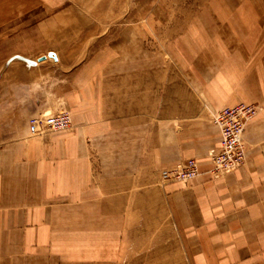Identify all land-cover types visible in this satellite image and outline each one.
<instances>
[{
  "label": "rangeland",
  "instance_id": "1",
  "mask_svg": "<svg viewBox=\"0 0 264 264\" xmlns=\"http://www.w3.org/2000/svg\"><path fill=\"white\" fill-rule=\"evenodd\" d=\"M0 7V149L23 132L25 140H40L41 148L54 134H74L72 124L65 131L31 135L27 124L32 118L62 112L72 119L74 112L66 100L74 92L75 72H82L84 97L91 94L92 82L99 91L104 87L101 92L110 89L108 93L114 95L145 81L148 93L162 94L164 109L167 101L178 100L180 138L189 134L185 124L193 132L211 125L212 114L222 109L212 106V101L222 90L227 105L234 101L254 107L250 121L264 112V0H0ZM42 57L46 59L39 62ZM41 105L49 109L41 110ZM33 106L37 113L30 117ZM158 112L147 110L148 154L131 162L146 165V178H156L161 185V171L189 159L167 167L150 150L155 131H161L156 126ZM245 131L246 126V158ZM81 136L82 165L95 184L102 160L90 136ZM206 157L211 172L208 152ZM236 170L217 177L211 174L218 179ZM9 178L0 168V188ZM139 178L135 175L131 185V208H126L130 216L116 215L114 222L100 219L97 224L87 219L82 233L74 214L67 216V222H57V217L48 220L46 241L53 250L49 263L189 264L181 247L175 246L177 231L165 200L161 203L157 198L156 206L155 196L150 195L147 207L139 204ZM156 210L163 217L156 216ZM8 245L0 238V251Z\"/></svg>",
  "mask_w": 264,
  "mask_h": 264
},
{
  "label": "crops",
  "instance_id": "2",
  "mask_svg": "<svg viewBox=\"0 0 264 264\" xmlns=\"http://www.w3.org/2000/svg\"><path fill=\"white\" fill-rule=\"evenodd\" d=\"M72 79L74 92L66 105L74 112V134H54L41 148L40 140H25L23 132L10 146L0 149L1 174L11 176L8 182L3 180L0 188V238L10 243L0 251V264H50L48 256L53 250L50 243L47 245L45 223L53 217L57 222H67V216L74 214L77 230L82 233V223L87 219L97 224L100 219L114 222L116 215L130 216L126 208H131L135 175L140 177L139 204L147 207L150 195L155 196L156 206L157 198L161 203L165 200L177 231L175 246L181 247L189 264H264L263 111L246 125L247 151L242 167L213 179L206 156L210 149L218 147L219 135L212 124L195 132L185 124L189 134L180 138L178 100L167 101L169 106L164 109L162 94L148 93L145 81L114 95L108 93L110 89L101 92L104 87L99 91L92 82L91 94L84 97L82 72H75ZM175 93L178 95V89ZM151 95H155L153 99ZM226 103L222 90L212 106L238 105L234 101ZM88 104L90 107L84 108ZM40 109L49 108L41 105ZM148 109L159 111L156 126L161 131H155L154 145L150 147L154 156L167 167L185 159L197 160L200 174L189 186L163 181L160 185L158 179L146 178V165L131 162L148 154ZM83 110L89 113L83 114ZM29 111L30 117L37 113L34 106ZM84 133L90 136L102 160L95 184L82 165L85 154L80 138ZM131 133L136 137L133 148ZM38 148L45 152L36 153ZM10 191L14 193L6 194ZM156 216L163 217V213L156 210Z\"/></svg>",
  "mask_w": 264,
  "mask_h": 264
},
{
  "label": "built area",
  "instance_id": "3",
  "mask_svg": "<svg viewBox=\"0 0 264 264\" xmlns=\"http://www.w3.org/2000/svg\"><path fill=\"white\" fill-rule=\"evenodd\" d=\"M254 115V107L246 104L222 108L212 114L211 124L218 132L219 145L208 151V158L215 177L230 173L242 165L245 158L244 130ZM70 125V116L62 112L43 118H32L28 132L31 135H37L43 130L61 132L69 129ZM199 174L197 162L189 159L174 168L161 171L160 178L163 182L187 184L194 181Z\"/></svg>",
  "mask_w": 264,
  "mask_h": 264
},
{
  "label": "water",
  "instance_id": "4",
  "mask_svg": "<svg viewBox=\"0 0 264 264\" xmlns=\"http://www.w3.org/2000/svg\"><path fill=\"white\" fill-rule=\"evenodd\" d=\"M48 57H52L53 59L56 60V57H55L54 54H49ZM45 59H46L45 57H42V58H40L38 61L41 62V61H44Z\"/></svg>",
  "mask_w": 264,
  "mask_h": 264
}]
</instances>
